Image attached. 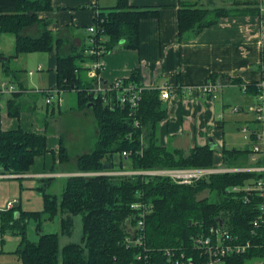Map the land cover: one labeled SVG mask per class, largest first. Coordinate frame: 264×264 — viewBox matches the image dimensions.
Instances as JSON below:
<instances>
[{
	"label": "trees",
	"instance_id": "16d2710c",
	"mask_svg": "<svg viewBox=\"0 0 264 264\" xmlns=\"http://www.w3.org/2000/svg\"><path fill=\"white\" fill-rule=\"evenodd\" d=\"M180 6L178 42L185 33L196 34L234 12L225 8L207 10L186 3ZM50 9V0H0V34L13 35L15 44L12 57L56 52L58 88L74 91L76 109L85 111L90 108L93 113L97 141L90 152L76 158L78 173L112 172L115 162L121 167L124 160L135 171L212 167L213 149L208 145L183 154L178 150L169 151L159 144L157 130L166 111L161 106L158 90L142 92L139 108L133 117L128 115V108L116 106L111 110L100 96L96 99L90 94L92 84L83 81L79 72L82 71L83 62L92 61L94 57L84 52L87 45L79 52L71 50L67 55L60 52L64 41L52 35L47 29V21L38 18L40 11ZM157 16L156 9L135 8L128 5V0H116L109 11L98 13L95 37L105 38L100 44L106 53L118 44H122L125 50H137L140 45V21ZM34 25H41L40 35L36 37L25 33L27 28ZM138 75L135 70L124 81L140 84ZM249 90L257 92L255 85ZM9 110L11 115L18 113L17 110ZM135 121L139 122L138 127L134 126ZM46 143L45 134L27 133L21 128L1 131L0 175L29 172L34 158L47 153ZM124 152L127 153L126 157L123 156ZM249 152L223 150V161L226 166L242 164L241 160L248 157ZM58 157L62 163L69 162L64 137L59 143ZM261 176L259 173L215 174L209 179L182 186L164 177L143 179L103 174L87 177L72 175L65 179L58 198L42 192L43 212L30 214L18 206L0 211V237L5 233L19 236L15 252L21 264H146L143 259H136L144 252L143 249L137 246L127 248L124 243L128 221L130 226L135 224L133 215L136 214L130 204L140 194L143 201L151 206L145 217L144 246L148 250L145 255L152 257L155 264H164V250L189 251L192 249L191 236L216 227L220 222L229 232L249 237L258 196H251L246 203L243 198L247 194L228 193L226 189L242 187ZM205 191L215 195V199L202 197L201 193ZM75 216H79L82 222L79 243H69L60 248L57 233H41L43 222L58 217L59 232L70 236ZM31 219L35 221L38 231L36 241H30L26 235V223ZM237 260L241 262L242 257Z\"/></svg>",
	"mask_w": 264,
	"mask_h": 264
},
{
	"label": "crops",
	"instance_id": "0c3cea01",
	"mask_svg": "<svg viewBox=\"0 0 264 264\" xmlns=\"http://www.w3.org/2000/svg\"><path fill=\"white\" fill-rule=\"evenodd\" d=\"M114 3L116 0H50L51 11H40L38 18L47 21L52 35L64 41L60 52L67 55L71 50L79 52L88 46L87 27L95 25L98 13H106ZM181 3L234 12L196 34L185 33L178 42L177 18ZM128 5L156 9L158 16L140 21L137 50H125L118 44L102 57L105 65L99 73L102 80L105 83L127 80L137 70L138 78L147 87L155 89L166 85L172 88L170 98L160 100L166 113L159 123L157 137L163 148L187 154L194 148L208 145L213 149V168L259 166L260 160H250V152L241 160L242 164L228 166L222 154L223 150H250L253 137L249 135L245 139L240 129L242 126L249 130L260 127L254 118L257 92L249 89L264 80V0H128ZM40 32L41 25L25 31L35 37ZM1 51L0 47V81L16 86L11 94L0 93V132L21 128L27 133L45 134L47 153L34 158L29 172L12 175L14 177L5 174L0 178V211L7 202L16 201L13 207L18 206L23 212H43L42 192L58 198L65 179L78 173L75 161L79 155H69V162H60L59 143L70 130L69 123L79 121L80 116L85 118L90 106L81 111L76 109V104L71 106L70 103L69 109H62L66 95L65 90L58 88L56 52L12 57L14 51L12 55ZM33 54H41L35 59L37 70H30L32 75L22 73L23 68L16 66L18 58L26 62ZM92 61L83 62L82 73L86 71L85 65ZM79 77L91 81L87 71L84 77L79 72ZM212 79L221 80L225 85L214 100L205 95L182 96L174 90L177 85H198ZM241 85L248 91H242ZM46 90L52 95L49 104L46 103ZM9 109L18 113L11 115ZM92 136L97 138V134L92 133ZM126 161L121 167L115 162L113 172L132 170ZM26 224L27 238L36 241L39 237L35 221L31 219ZM19 241V236L13 233L0 237V264H21L15 252Z\"/></svg>",
	"mask_w": 264,
	"mask_h": 264
},
{
	"label": "built area",
	"instance_id": "2783aa9c",
	"mask_svg": "<svg viewBox=\"0 0 264 264\" xmlns=\"http://www.w3.org/2000/svg\"><path fill=\"white\" fill-rule=\"evenodd\" d=\"M88 32V48L85 49V53L94 57V60L86 64V71L88 77L91 79L92 87L89 89V93L96 99L101 98L104 104L111 110L114 107L128 108V115L135 116L139 103L141 101V95L143 91L158 90L159 100L165 101L170 98L171 87L161 86L155 89L147 87L142 82L140 84L133 82H125L124 79L105 83L100 77L99 73L104 68V62L102 57L106 54L101 41H105L103 37H95L97 33L96 25L87 27ZM32 75V71L28 72ZM93 80V81H92ZM15 84L0 81V93H13ZM224 83L221 80L212 79L205 83L198 85H177L174 89L181 94L189 95L190 97L197 98L198 96L205 95L211 100L216 99L220 92V89L224 87ZM240 89L246 92V86L241 85ZM257 90V106L255 107V121L260 123V127L255 130H249L246 126H242L240 132L243 133L245 139L253 137L252 147L250 148L249 158L251 161L260 160V165L254 168H213V167H186V168H172L157 170H143L129 172H87L76 173V176H100L101 174L106 176H138L141 178H158L164 177L169 179L175 184L186 186L192 185L200 180L209 179L215 174H238V173H259L262 176L257 180L250 181L240 186H231L227 192H244L243 200L248 203L251 196H258V201L254 205L255 218L251 222L250 236L242 237L233 232H229L227 227L223 223H219L216 227H209L208 230L202 231L190 238L189 251H172L164 250L163 255L166 258L164 264H264V80L255 84ZM39 91V90H38ZM47 98L46 103L52 102V95L50 90L45 91ZM236 111V109L234 108ZM134 126L138 127L139 122L135 121ZM250 135V136H249ZM123 156L126 157L127 153L124 152ZM5 174H1L2 178ZM11 177H14L10 175ZM137 200L130 204L132 211L136 214L133 215L135 221L134 225L127 223V237L125 238V245L127 248L131 246H137L144 250L136 259L144 260L146 264H155L152 257L145 255L148 250L144 246L145 236V217L150 211L151 206L143 201L142 195H137ZM16 201H9L6 203L3 210H8L13 207ZM242 257V261L238 262V258ZM162 264V263H160Z\"/></svg>",
	"mask_w": 264,
	"mask_h": 264
},
{
	"label": "rangeland",
	"instance_id": "374dc122",
	"mask_svg": "<svg viewBox=\"0 0 264 264\" xmlns=\"http://www.w3.org/2000/svg\"><path fill=\"white\" fill-rule=\"evenodd\" d=\"M116 4V3H114ZM106 11L107 9H103ZM109 11V10H108ZM80 33L83 32V30H79ZM14 44H15V39L13 38V35H8V34H0V47L2 48V53L7 54V55H12V52L14 51ZM41 55V54H37ZM36 54H33L31 57L32 59H28L26 62L22 60V58H18L16 66H20L23 68L22 73H28V71L33 70L36 71L37 67L35 65L36 63ZM22 57V56H20ZM82 77L85 76L86 71L84 70L83 73L82 71L80 72ZM36 75V74H35ZM5 78V77H4ZM28 78V77H26ZM86 82H91L88 79H84ZM65 99H64V107L62 109H69L70 108V103L71 106H74L77 101H76V94L74 91H65L64 92ZM219 97V95H218ZM69 120H72L69 119ZM75 122V123H74ZM70 122L68 125V128L70 129L66 135L64 134V144L65 148L68 151V155L71 157H74L76 155H83L88 152L93 148V145L97 141V138L92 136L97 134V127H96V122H94V116L90 110L86 113L85 118L80 116L79 121H74ZM65 124V123H64ZM202 197H208L210 200L215 199V195L208 193V191H205L201 193ZM81 218L79 216H75L73 218L74 226H73V231L70 236H64L59 232V223H58V217L54 218L52 221H46L44 228L42 227V233H57L59 237V247L64 246L66 244H74V243H79L81 241V231H82V225L80 222Z\"/></svg>",
	"mask_w": 264,
	"mask_h": 264
},
{
	"label": "water",
	"instance_id": "95a60500",
	"mask_svg": "<svg viewBox=\"0 0 264 264\" xmlns=\"http://www.w3.org/2000/svg\"><path fill=\"white\" fill-rule=\"evenodd\" d=\"M87 106H90V105H87Z\"/></svg>",
	"mask_w": 264,
	"mask_h": 264
}]
</instances>
